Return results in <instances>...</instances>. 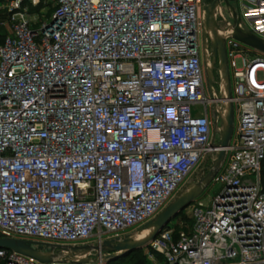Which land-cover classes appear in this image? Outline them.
Segmentation results:
<instances>
[{
  "label": "built area",
  "instance_id": "built-area-1",
  "mask_svg": "<svg viewBox=\"0 0 264 264\" xmlns=\"http://www.w3.org/2000/svg\"><path fill=\"white\" fill-rule=\"evenodd\" d=\"M234 1L237 27L264 41V0ZM2 2L0 235L99 244L143 224L217 150L225 99L203 78V0ZM226 11L219 0L232 130L216 191L147 243L150 264H264V57L231 37ZM0 264L43 263L0 248Z\"/></svg>",
  "mask_w": 264,
  "mask_h": 264
},
{
  "label": "water",
  "instance_id": "water-1",
  "mask_svg": "<svg viewBox=\"0 0 264 264\" xmlns=\"http://www.w3.org/2000/svg\"><path fill=\"white\" fill-rule=\"evenodd\" d=\"M218 1L219 0H203L201 6L203 21L202 61L204 63L206 89L208 93L211 92L212 69L214 62H216L220 94L221 97L225 99L221 104L222 114H219L215 104L212 106L211 125L217 130L218 139L216 142L217 150L214 152L210 167L197 181H185L170 200H168L152 218L136 227L132 232L123 234L122 236L105 238L101 240L99 244L83 243L65 245L38 240L3 237L0 235V248L33 257L43 264L55 262L80 264L87 262L89 259L95 260L97 258L111 262L147 245L171 218L178 214L190 202L192 203L193 200L201 194L224 159L225 148L228 145L232 130V106L231 102L228 100L230 97V89L223 47V35L219 32L215 19V7ZM223 1L226 7L231 11L232 20L235 22L231 28V37L254 50L264 53L263 40L237 27L238 18L235 16L233 6L229 3V1L234 0ZM205 37L208 39L211 48V56L209 59L206 54ZM142 231L146 232L140 235Z\"/></svg>",
  "mask_w": 264,
  "mask_h": 264
},
{
  "label": "rangeland",
  "instance_id": "rangeland-1",
  "mask_svg": "<svg viewBox=\"0 0 264 264\" xmlns=\"http://www.w3.org/2000/svg\"><path fill=\"white\" fill-rule=\"evenodd\" d=\"M229 3L231 5H235V1H229ZM2 4H3V2H2V0H0V37L1 36H4L7 33V31H8V25H7V22H6V14L4 12V9L2 7L3 6ZM220 6H221L222 11L224 12L225 16L228 17L227 16V11H226V5H225V3H224L223 0H220ZM31 11L32 10L30 9L29 10V13H31ZM50 11H51V8H49L48 10H46L44 12V15L43 14H37L36 12L35 13H32V14H36V16L34 17V19L36 18L35 19L36 21H35L34 24H32L33 27L37 26L40 21L47 20L48 19V15L50 14ZM218 22L221 23L220 20ZM254 51H257V50H254ZM257 53L260 56L264 57V53L263 52L257 51ZM236 61L238 62V59ZM202 65H203V73H204V63H203V61H202ZM214 79L215 80L218 79V73L216 72V70H214ZM209 136H210L212 142H214L216 144L217 139H218V132H217V130L212 125L210 127V134H209ZM213 156H214V153L208 152L203 157V159H201L199 161V163L197 164V166L191 171V173L189 174V176L186 178L185 181H191L192 179L196 178V176L202 170H205L206 171L210 167V163H211V160H212ZM182 184L180 185V187L182 186ZM215 191H216V184L209 182L206 185V187L203 189V191L201 192V194L198 195L197 198H199V199L203 200L205 203H207L208 202V199L212 196V194ZM191 204L192 203L190 202L188 205H186L178 214H176L173 218H171L166 225H170L171 227H174L175 224L179 225L178 223H179V220H180V216H182V215L190 218L191 217ZM134 229L135 228L126 230V231L123 232V234L132 232ZM91 242H92V240H91ZM140 249H141V251H142V253L144 255L146 264H150V262L147 260V247H146V245L143 246V247H141ZM117 259H115L113 261H116ZM160 262L162 264H164V262H163L162 259H160ZM55 263L56 264H69V263H61V262H55Z\"/></svg>",
  "mask_w": 264,
  "mask_h": 264
},
{
  "label": "trees",
  "instance_id": "trees-1",
  "mask_svg": "<svg viewBox=\"0 0 264 264\" xmlns=\"http://www.w3.org/2000/svg\"><path fill=\"white\" fill-rule=\"evenodd\" d=\"M3 36L0 37V41L2 40ZM183 225L179 226L175 224L174 230H173V235H175L176 231L178 229H183L185 230L184 225H189L190 224V218L186 216H180V220ZM154 256L160 260V256L158 254H154ZM111 264H146L144 255L141 251V249H137L135 251L130 252L129 254L119 257L116 261H111Z\"/></svg>",
  "mask_w": 264,
  "mask_h": 264
},
{
  "label": "flooded vegetation",
  "instance_id": "flooded-vegetation-1",
  "mask_svg": "<svg viewBox=\"0 0 264 264\" xmlns=\"http://www.w3.org/2000/svg\"><path fill=\"white\" fill-rule=\"evenodd\" d=\"M217 64H216V62H214V64H213V69H212V83L213 82H215L216 80L214 79V70H216V72H217ZM203 78H204V73H203ZM205 172V170H203L202 172H200L197 176H196V178H194V179H192L191 181H188V182H195V181H197L200 177H201V175L203 174ZM85 243H89V241L88 242H85ZM91 244V243H90Z\"/></svg>",
  "mask_w": 264,
  "mask_h": 264
},
{
  "label": "bare ground",
  "instance_id": "bare-ground-1",
  "mask_svg": "<svg viewBox=\"0 0 264 264\" xmlns=\"http://www.w3.org/2000/svg\"><path fill=\"white\" fill-rule=\"evenodd\" d=\"M145 232H146V231H142V232L140 233V235H143V234H145Z\"/></svg>",
  "mask_w": 264,
  "mask_h": 264
}]
</instances>
